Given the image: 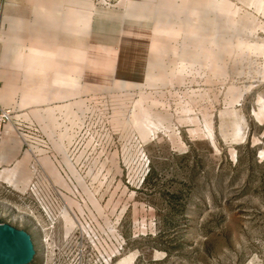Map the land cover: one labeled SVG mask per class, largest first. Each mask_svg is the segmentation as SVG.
Returning <instances> with one entry per match:
<instances>
[{"label": "rangeland", "instance_id": "rangeland-1", "mask_svg": "<svg viewBox=\"0 0 264 264\" xmlns=\"http://www.w3.org/2000/svg\"><path fill=\"white\" fill-rule=\"evenodd\" d=\"M20 2L0 6V106L17 122L0 177L28 182L19 123L82 175L57 180L74 214L51 243L32 236L29 264H264V0H32L25 20ZM136 134L150 170L127 181L103 150Z\"/></svg>", "mask_w": 264, "mask_h": 264}, {"label": "built area", "instance_id": "built-area-1", "mask_svg": "<svg viewBox=\"0 0 264 264\" xmlns=\"http://www.w3.org/2000/svg\"><path fill=\"white\" fill-rule=\"evenodd\" d=\"M166 90H151L148 95L153 96L162 101L161 108L165 109V101L168 99ZM131 97L138 96L135 92L130 93ZM124 96L121 94L120 98ZM135 102L130 106V111L135 110ZM12 111L6 107L0 106V173L3 172V143L10 126L15 121ZM15 126L18 136L23 140L27 149L34 153L35 159L30 163V176L27 184L23 189H18L6 181H2L0 177V210L5 216H10L14 221L21 225H26L31 236L38 235L44 244H49L55 239L56 230L63 218L62 212L67 211L68 214H74V210L65 205L66 200L69 204L75 196L76 188L72 186L74 191L69 189L70 195H65L62 186L57 180L62 178L67 180V186L72 185L73 179L81 178L82 175L78 169V162L75 158L70 160L69 165L60 162V154L62 152L50 139V136L40 127L34 125L26 126L27 129ZM60 130V128H58ZM116 147V146H115ZM87 148H84V155L87 154ZM35 150V151H34ZM63 154L69 156V152L65 150ZM116 156L118 166H122L120 176L127 181L131 179L144 180L150 170V158L145 152L139 137L134 135L132 142L128 143L125 148L120 147L114 149L111 145L105 146L103 156ZM139 166L135 175L132 177L134 170L131 166ZM73 170L75 174L69 172ZM53 172H55L53 174ZM56 174V176H55ZM69 184V185H68ZM66 197V198H65ZM74 201V200H73ZM86 204V201H82ZM70 205V204H69ZM62 211V212H61Z\"/></svg>", "mask_w": 264, "mask_h": 264}, {"label": "water", "instance_id": "water-1", "mask_svg": "<svg viewBox=\"0 0 264 264\" xmlns=\"http://www.w3.org/2000/svg\"><path fill=\"white\" fill-rule=\"evenodd\" d=\"M35 255L32 236L26 230L0 223V264H29Z\"/></svg>", "mask_w": 264, "mask_h": 264}, {"label": "crops", "instance_id": "crops-1", "mask_svg": "<svg viewBox=\"0 0 264 264\" xmlns=\"http://www.w3.org/2000/svg\"><path fill=\"white\" fill-rule=\"evenodd\" d=\"M31 1L32 0H21L20 9H19V12H20V15H21V20H25L28 17V15L30 14L28 6L30 4H35V3L31 2ZM68 1H71V0H68ZM74 3H75V1H74ZM13 4H14L13 0H4L3 3L0 1L1 8H3L2 5H4L3 10H4L5 13L13 12V8H12ZM5 161L7 162L8 160H5ZM6 162H4V163H6ZM29 174H30L29 171H27L26 174H25L26 177H28Z\"/></svg>", "mask_w": 264, "mask_h": 264}, {"label": "bare ground", "instance_id": "bare-ground-1", "mask_svg": "<svg viewBox=\"0 0 264 264\" xmlns=\"http://www.w3.org/2000/svg\"><path fill=\"white\" fill-rule=\"evenodd\" d=\"M60 179L62 180V178H60ZM65 215L68 216V212L67 211H64V217H65Z\"/></svg>", "mask_w": 264, "mask_h": 264}]
</instances>
